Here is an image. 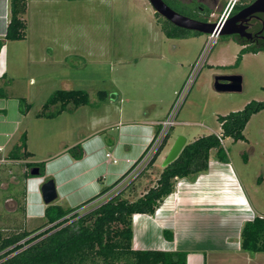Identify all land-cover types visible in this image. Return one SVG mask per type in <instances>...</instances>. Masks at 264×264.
<instances>
[{"label":"rangeland","instance_id":"374dc122","mask_svg":"<svg viewBox=\"0 0 264 264\" xmlns=\"http://www.w3.org/2000/svg\"><path fill=\"white\" fill-rule=\"evenodd\" d=\"M110 2H86L87 9L93 11H84L81 17L72 14L68 18L72 30L66 36L64 49L60 46L55 49V59L47 58L49 52L40 54L39 46L35 45L33 65L25 63L27 61L12 63V68L25 63L19 67L24 76L13 78V87L15 93L24 95L31 104L22 117L20 132L25 133L26 148L36 158L60 153L64 143L69 147L74 145L83 131L86 134L99 131L98 134L106 138L108 134L115 135L118 121L161 117L197 61L198 71L175 124L169 129L170 139L162 155L168 153L178 135H184L187 142L210 133L219 135L217 116L241 110L251 100H264L263 51L244 53L235 65L240 46L230 36L217 35L203 53L208 34L166 37L160 27L164 18L155 14L149 0ZM215 2L207 21L216 22L233 0ZM83 24L85 28H81ZM58 25L63 27V23ZM58 34L64 37V31ZM8 64L11 65L10 60ZM217 74L240 75L241 90L216 91L213 78ZM63 82H69L67 89L87 91L89 102L77 108L68 103L67 108L54 117H36L47 97L54 90L64 88ZM99 90L106 92L105 99L99 98ZM54 108L51 106L50 110ZM243 134V140L225 137L222 143L230 168L252 209L256 215L264 214V109L249 118ZM209 160H215L213 151ZM161 162L158 160L157 164ZM226 164L228 166V162ZM25 170L28 169L20 168L18 162L0 158V228L3 233L31 230L43 222L38 218L27 221L26 181L22 177ZM156 170L158 173L160 169ZM151 174L156 178L153 170H146L135 180V194L124 195L132 199L141 193L150 183L145 177L151 178Z\"/></svg>","mask_w":264,"mask_h":264},{"label":"crops","instance_id":"0c3cea01","mask_svg":"<svg viewBox=\"0 0 264 264\" xmlns=\"http://www.w3.org/2000/svg\"><path fill=\"white\" fill-rule=\"evenodd\" d=\"M103 2V0H26L23 19L26 24L25 36L18 40L4 39L9 19V0H0V158L15 161L19 167H25L24 162H44V175L31 176L26 183V214L27 221L43 219L45 203L42 200L40 186L46 178H52L55 183L56 203L83 211L87 206H95L104 202L116 189L123 188L133 179L138 171L133 168L108 192L85 205L79 206L88 198L97 194L104 186L113 184L141 156L149 143L153 129L157 127L166 112L156 119H140L126 122L118 121L116 133L102 137L99 131L86 134L69 147L65 145L58 154H50L46 158H36L32 152L26 159H9L7 154L12 145L18 141L22 117L18 109V97H26L15 93L14 79L23 78L19 67L25 63L34 64L35 45L39 46L40 54L49 52V59H55L59 46L64 49L72 14L81 17L88 10L86 2ZM110 3L114 0H105ZM82 4H84L82 9ZM86 8V9H85ZM63 23V27L58 25ZM81 28H85V25ZM80 28V29H81ZM64 31V37L59 32ZM67 31V34L65 32ZM31 55L30 58L28 55ZM47 55V54H46ZM36 56V55H35ZM65 58V56L63 57ZM10 60V64H8ZM48 61V59H43ZM25 62L16 65L14 62ZM10 65V66H9ZM12 71V72H10ZM67 89L69 82H63ZM19 95V96H18ZM105 99V98H104ZM27 101V100H26ZM28 102V101H27ZM28 112V111H27ZM102 129V128H100ZM17 138V140H16ZM170 139L168 137L167 141ZM80 144L83 149L81 158L75 159L70 148ZM110 153L117 159L110 162L105 154ZM162 150L147 171L157 174L145 177L152 187L161 171L158 160L164 159ZM229 163V161H228ZM156 168L160 170L157 173ZM24 173V172H23ZM236 175L226 162L218 160L208 162L206 171L195 178H177L179 185L159 205L153 215L135 213L132 215V248L146 250L186 252L185 264H264V251L248 253L239 246V231L246 220L255 215L245 191L239 188ZM176 182V183H177ZM139 184V183H138ZM135 195H142L145 191ZM138 189V187H137ZM235 193L241 194L244 201L239 204ZM169 197H171L169 199ZM168 200V203H165ZM247 204V205H246ZM234 228V229H233ZM172 232V239L163 237V231Z\"/></svg>","mask_w":264,"mask_h":264},{"label":"trees","instance_id":"16d2710c","mask_svg":"<svg viewBox=\"0 0 264 264\" xmlns=\"http://www.w3.org/2000/svg\"><path fill=\"white\" fill-rule=\"evenodd\" d=\"M177 12L195 19L207 21L211 8L200 0H163ZM26 0H9V19L4 39L18 40L25 36L26 24L23 19ZM156 15H158L155 12ZM160 27L168 38H188L199 32L177 27L166 19L160 21ZM237 42L240 40L236 39ZM2 41H0V46ZM256 52V49L239 50L234 64H238L244 53ZM3 93H0L2 95ZM99 98H106L103 90L98 91ZM18 109L26 114L31 104L24 97H18ZM89 102L88 92L80 89H56L45 100L36 117H54L67 108H73ZM51 106H55L50 110ZM264 109V100H251L241 110L217 116L220 124V138L243 140L244 127L249 118ZM157 127L153 130L155 131ZM169 133V132H168ZM165 135L162 143L137 175L128 181L123 188L111 192L110 196L97 206L87 211L79 207H68L60 203L45 204L43 222L37 227L26 230L17 229L3 233L0 228V264H185L186 252L162 251L157 249L132 248V215L145 213L153 215L162 201L173 192L177 178H195L208 168L210 152L220 162H228L226 149L215 133L206 134L186 142L178 156L161 168L156 184L136 198L129 199L124 194L135 193V180L153 164L169 137ZM26 135L21 133L7 154L9 159H26ZM73 158L83 155L80 144L70 148ZM141 157V156H140ZM132 166L113 184L104 186L100 191L81 203L79 206L96 199L108 192L133 168ZM28 169L22 177H31L29 168L37 166L38 176L44 175V162L27 161L23 163ZM49 178H46L47 180ZM163 237L172 239V232L163 231ZM239 246L250 254L264 251V218L255 215L246 220L239 231Z\"/></svg>","mask_w":264,"mask_h":264},{"label":"water","instance_id":"95a60500","mask_svg":"<svg viewBox=\"0 0 264 264\" xmlns=\"http://www.w3.org/2000/svg\"><path fill=\"white\" fill-rule=\"evenodd\" d=\"M149 2L153 7L154 12L168 20L173 25L203 34H216V36L237 33L238 30L234 25L236 24L239 15H247L254 11L264 10V0H255L249 6L223 22H210L181 14L168 6L163 0H149ZM213 88L218 92L239 91L241 90V76L238 74H217L213 78ZM186 142L187 138L184 135H178L164 157L162 166L173 161L178 156ZM29 173L34 176L38 175L39 168L37 166H32L29 168ZM40 191L42 200L45 204L51 203L57 198L55 183L52 178L41 183Z\"/></svg>","mask_w":264,"mask_h":264},{"label":"built area","instance_id":"2783aa9c","mask_svg":"<svg viewBox=\"0 0 264 264\" xmlns=\"http://www.w3.org/2000/svg\"><path fill=\"white\" fill-rule=\"evenodd\" d=\"M233 3H234V0L231 4L229 3L227 5V7L224 9L223 13L217 19V22H221L226 18V16L230 12V9H231ZM215 38H216V34H208L206 46L203 50V53L206 50L209 43L211 41L214 42ZM198 62L199 61H197V63L195 64V67L192 70L188 79L183 83V85L180 87V89L178 91H175V93H174L175 97H174L171 105L169 106L168 111L165 114V117L161 121L158 122L157 129L155 131L153 130L147 147L144 149L143 153L141 154L140 159L134 165V167H135L134 171L135 172L136 171L139 172L140 170H142L145 167V165L152 158V156L154 155V153L156 152V150L158 149V147L162 143L165 135L169 132V129L175 124V119H176L177 113H178L179 108L181 107L182 102H183V100H184V98H185V96H186V94H187V92L191 86V83L193 80L192 78H193L194 74L196 73V71H198V67H199ZM218 137H219V135H218ZM219 140L222 143V141H223L222 138L219 137ZM222 145H223V143H222ZM105 156L110 162H116L117 161V159L115 157L111 156L110 153H106ZM228 167H230L229 163H228ZM179 183L180 182H177L176 186L179 185ZM239 188H240V186H239ZM257 216H259L260 218H264V214H259Z\"/></svg>","mask_w":264,"mask_h":264},{"label":"flooded vegetation","instance_id":"af4514ba","mask_svg":"<svg viewBox=\"0 0 264 264\" xmlns=\"http://www.w3.org/2000/svg\"><path fill=\"white\" fill-rule=\"evenodd\" d=\"M200 1L206 3L210 8L216 3L215 0H211L210 2L207 0ZM254 1L255 0H234L229 14L223 21L237 14ZM234 27L238 32L228 36L240 46L239 50L248 48L251 50L256 49V52L251 53H257L259 51L264 52V10L254 11L247 15H239ZM236 39L240 40V42H237Z\"/></svg>","mask_w":264,"mask_h":264},{"label":"bare ground","instance_id":"6f19581e","mask_svg":"<svg viewBox=\"0 0 264 264\" xmlns=\"http://www.w3.org/2000/svg\"><path fill=\"white\" fill-rule=\"evenodd\" d=\"M235 197H236L238 203H239V204H242V201H244V200H243L241 194L235 193ZM170 198H171V197H169V199H170ZM165 203H168V200H166ZM246 205H247V204H246ZM233 229H234V228H233Z\"/></svg>","mask_w":264,"mask_h":264}]
</instances>
